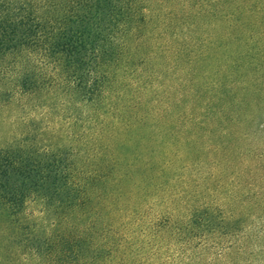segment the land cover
<instances>
[{
  "label": "trees",
  "instance_id": "16d2710c",
  "mask_svg": "<svg viewBox=\"0 0 264 264\" xmlns=\"http://www.w3.org/2000/svg\"><path fill=\"white\" fill-rule=\"evenodd\" d=\"M56 5V17L31 7L15 22L0 0V50L17 23L33 21L19 46L52 64L48 78L75 90L87 106L76 140L80 149L91 148V159L77 163L66 151L40 167V173L59 170L70 188L65 199L44 204L52 218L31 238V256L38 264L185 258L208 238L192 243L183 231L198 227L208 210L221 213L205 201L216 192L211 178L218 170L257 169L242 157H264V141L253 139L254 121L264 114V0ZM25 80L24 91L37 86ZM24 159L16 158V168L26 167ZM255 185H241L239 199L231 198L239 227L256 209L253 198L264 193ZM30 196L19 189L12 210L19 214Z\"/></svg>",
  "mask_w": 264,
  "mask_h": 264
},
{
  "label": "rangeland",
  "instance_id": "374dc122",
  "mask_svg": "<svg viewBox=\"0 0 264 264\" xmlns=\"http://www.w3.org/2000/svg\"><path fill=\"white\" fill-rule=\"evenodd\" d=\"M3 1L10 17H17L15 22L21 13H29L31 7L42 15L56 17L58 13V0ZM33 24L31 20L26 24L17 23L5 42L7 48L0 50V264H38L39 258L31 256V238L41 236L52 218L48 211L44 212L47 210L44 204L48 201L46 207H50L57 199H65L69 191L70 185L59 170L40 173L41 165L51 159V154L57 156L66 151H72L70 157L77 163L91 159V148L86 145L80 149L76 140L87 106L78 103L75 90L62 89L48 78L52 64L41 61L33 50L21 49L18 44L24 39L25 30ZM13 44L16 47H11ZM29 78L36 80L37 86L24 91L21 81L26 79L27 82ZM230 91L228 87L224 94ZM253 131L254 141L263 142L264 114L254 121ZM16 158H25L21 163L26 167L16 168ZM242 162L259 168L245 170L240 167L233 175L218 170L219 174L208 182L210 186L215 185L216 192L213 194L209 190L205 201L210 208H221V213L208 210L203 213L198 227L190 231L193 224H189L183 231L192 243L205 235L206 243L190 247L185 258L176 256L167 264H264V193L253 198L256 209L253 215L245 217L241 227L239 213L229 210L230 205L234 207L231 202L240 197L241 185L253 181L257 184L253 189H264V157L248 155L242 157ZM19 189L30 191L34 200L31 196L27 198L26 208L17 214L10 205L14 199L12 195ZM225 190L229 196H224ZM43 195L45 201L41 200Z\"/></svg>",
  "mask_w": 264,
  "mask_h": 264
}]
</instances>
